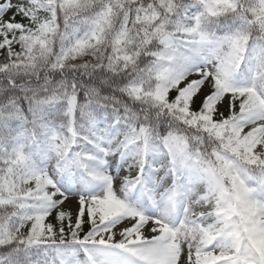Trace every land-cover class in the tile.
<instances>
[{
  "label": "snow or ice",
  "instance_id": "obj_1",
  "mask_svg": "<svg viewBox=\"0 0 264 264\" xmlns=\"http://www.w3.org/2000/svg\"><path fill=\"white\" fill-rule=\"evenodd\" d=\"M0 264H264V0H0Z\"/></svg>",
  "mask_w": 264,
  "mask_h": 264
}]
</instances>
